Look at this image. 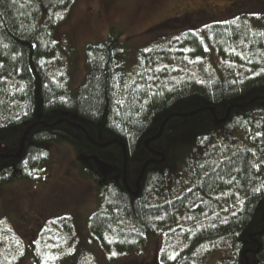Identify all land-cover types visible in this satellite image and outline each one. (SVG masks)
I'll return each instance as SVG.
<instances>
[{"label": "trees", "instance_id": "1", "mask_svg": "<svg viewBox=\"0 0 264 264\" xmlns=\"http://www.w3.org/2000/svg\"><path fill=\"white\" fill-rule=\"evenodd\" d=\"M74 1L0 0V188L40 176L44 143L66 142L92 156L77 159L97 183L89 236L111 264L161 228L159 254L139 264H210L204 247L215 264H264V20L180 31L132 70L112 25L85 45V80L70 89L55 34ZM41 228L26 245L0 222V264L75 257L72 217Z\"/></svg>", "mask_w": 264, "mask_h": 264}, {"label": "rangeland", "instance_id": "2", "mask_svg": "<svg viewBox=\"0 0 264 264\" xmlns=\"http://www.w3.org/2000/svg\"><path fill=\"white\" fill-rule=\"evenodd\" d=\"M239 15L264 20V0H75L55 34L60 43V55L54 70L66 75L70 89L79 87L87 74L85 45L105 41L112 25H118L123 31L128 66L132 70L145 50L180 31L197 30L211 22H224ZM164 21L172 26H160ZM44 146L50 150L51 159L40 176L36 174L33 179L0 188V222L21 235L27 245L37 241L45 221L70 216L82 245L74 246L73 252L66 254H74V258L54 263L94 264V257L96 264H111L100 243H93L89 236L88 219L98 208L97 183L81 174L77 159L90 161L92 156L66 142L44 143ZM171 194H178L176 187ZM164 232L161 228L141 250L124 255L116 264L149 263L161 250ZM218 252L204 247L197 258L215 264L220 258ZM22 264L36 262L25 258Z\"/></svg>", "mask_w": 264, "mask_h": 264}]
</instances>
